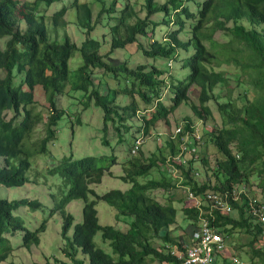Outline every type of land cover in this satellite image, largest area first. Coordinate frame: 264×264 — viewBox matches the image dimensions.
I'll list each match as a JSON object with an SVG mask.
<instances>
[{"label": "trees", "instance_id": "16d2710c", "mask_svg": "<svg viewBox=\"0 0 264 264\" xmlns=\"http://www.w3.org/2000/svg\"><path fill=\"white\" fill-rule=\"evenodd\" d=\"M62 1L0 0V42H3L0 46V71L4 74L0 76V186L20 188L30 183L27 176L31 168L30 159L32 155L48 153L50 143L56 139L58 122L65 115V110L58 105V98L69 86L72 90L84 92L85 105L91 101L102 110L103 131H106L108 121L118 125L115 127L121 142L124 136L120 134V127L124 132L129 131L127 122L137 118L138 111L148 106L155 108L142 115V123L138 124L134 135L141 131L144 135L151 134L160 121L170 126V115L190 98L193 87L200 89L199 104L192 105L194 114L204 122L212 118L207 102L216 100L213 94L216 87H230V74L217 68L228 64H236L241 76H248L254 99L245 98L243 107H239L231 96L228 102L217 104L222 123L202 132L203 137L208 138L223 155L222 159H217L213 169L216 182L212 185L207 179L201 185L192 180L190 176L194 168L193 161H190L191 168L185 172L188 180L185 184L191 186L197 195L212 191L220 194L229 192L230 196L239 191L241 185L249 184L250 174L257 164H264V0H145L144 18L140 17L135 5L125 4L118 11L119 0H112L107 8L103 3L99 16L105 14L108 20L114 21L108 26L111 50L105 56L101 54L102 43L90 38L94 31L92 8L79 0H72L69 6L64 5L50 19L52 31L57 35L68 27L66 16L69 10L74 9L76 24L86 35L81 46L77 48L68 34L63 36L62 42L50 39L45 24L49 14H42L39 8L50 9ZM157 16L160 19H155ZM171 26L174 29H170L164 39L155 36L159 27L167 29ZM216 33L231 39L219 44L213 38ZM140 39L148 41V44ZM135 44L147 59L181 63L188 74L178 81L176 75L154 65L129 68L126 62L110 57L113 51ZM77 51L81 64L76 70L77 81L71 85L68 84L69 64ZM95 70L117 81V87L102 92L94 84ZM237 83L239 86L241 81ZM37 87L42 89L51 108L45 121L35 107L34 91ZM167 90L173 93L170 105L163 101ZM118 95L130 97V101L121 105L117 101ZM137 96L142 99V104L137 101ZM7 112L12 113L10 118ZM77 121L81 122L79 118ZM184 121L189 127L194 120L186 117ZM41 123L43 135L31 141L32 134ZM102 141L107 143L104 136ZM175 143V140L165 139L149 157H143L142 149L130 156L126 161V174L120 177L130 185L125 192L111 190L98 196L90 188L100 184L105 175L111 176L110 169L115 164L113 155H86L78 159L72 155L64 156L56 167L51 168L49 174L61 177L63 185L68 188L60 200H53L49 218L57 213L62 215V236L69 240L63 251L70 262L56 259L48 264H85L77 259L78 250L88 256L89 264H149L148 258L152 263L178 264L168 247L181 248L184 236L173 233L181 210L172 203L160 204L151 194L160 189L170 191L174 184L164 174L145 183L138 181L153 168L162 167L167 162V154H177ZM202 161L208 164L205 156ZM89 196L95 200L90 201ZM229 200L235 214L224 215L214 211V223L223 229L226 236H232L237 230L246 232L250 236V264H264L262 227L247 213L246 197L242 195L237 202L232 198ZM73 201L84 202L82 223L74 227L72 238H69L74 218L66 208ZM96 201L113 208L117 221L129 218V222L123 220L127 230L100 226ZM21 207L36 211L41 204L28 199H0V264L5 263L14 251L8 235L22 232L21 246L29 249L40 243L39 235L47 230L48 218L43 219L35 230H27L22 218L14 214ZM183 207L182 219L189 222L187 233L192 236L198 228L200 213L196 208ZM97 233L109 242L117 260L95 246L93 237ZM229 252L228 248L225 257ZM224 261L230 264L228 259Z\"/></svg>", "mask_w": 264, "mask_h": 264}, {"label": "rangeland", "instance_id": "374dc122", "mask_svg": "<svg viewBox=\"0 0 264 264\" xmlns=\"http://www.w3.org/2000/svg\"><path fill=\"white\" fill-rule=\"evenodd\" d=\"M112 0H79L80 3H87L92 8V22L94 25V31L90 34V38L98 40L102 43L101 54L105 56L110 52V37L107 31H109V25L114 24V21L108 20L105 14L99 16L100 8L104 3L105 8H107ZM164 2L165 0H160ZM72 0H63L61 3H55L49 8L40 6L39 11L42 14L48 15L45 19V24L49 29L50 39H58L59 42L63 41V36L68 34L72 41L77 45V48L81 46V43L85 40V32L80 29L75 20L74 9L69 10L66 20L68 21V27L66 30L59 32L57 35L52 31V22L50 17L54 12L60 10L64 5L69 6ZM125 4L135 5L137 12H139L140 17L144 18L146 15V10H144L145 0H119L116 6V10L120 11ZM155 19H160L159 16ZM170 29H174L173 26L165 29L159 27L156 31V35L160 40L166 37L167 32ZM52 31V32H51ZM52 36V38H51ZM227 36V35H226ZM63 38V39H62ZM214 40L217 43L228 42L231 37H223L222 33H216L214 35ZM145 45L148 41L140 39ZM0 46H3V42H0ZM110 57L114 60L120 62H126L129 68H136L140 65H154L159 69L167 72H171L176 75L177 80L181 81L188 74V70H184L180 64L173 63L172 61L164 59H147L142 53L139 52L138 46L129 45L126 49L115 50L110 54ZM81 64L80 54L77 51L73 58L70 60V78L69 83L74 85L77 81L76 70ZM217 69L225 70L229 75V85L218 86L214 90L213 94L216 100L207 102L212 112V118L206 120L204 126L206 131H209L215 126H219L222 123V114L219 113L217 104H223L229 101L230 96L236 101L239 107H243L246 102L245 98L252 100L254 99L255 93L252 85H249L248 76H241V72L236 64L222 65ZM3 72L0 71V76H3ZM94 84L98 85L102 92L106 89L116 88L117 81L112 80V78L104 74L100 70L94 71ZM237 81H241L238 86ZM200 89L193 87L190 98L183 102L171 115H170V126H168L164 121L158 122L156 124V129L151 130V134H155L160 130L164 131H174L181 122L184 121L186 117H191L192 120L198 121L192 110L193 104H199ZM173 93L167 90L163 94V101L166 105H170ZM85 94L81 90H72L69 86L66 92L58 98V105L65 110V115L59 120L57 125V137L50 143L49 152L45 154L32 155L31 168L27 174L30 179V183L25 184L24 187L20 188H6L0 186V199H6L9 201H15L20 199L36 200L41 204V208L36 211H31L28 207H21L19 210L14 212V214L24 221L25 227L29 231L35 230L43 219L48 218L47 230L39 235L40 243L32 245L29 249L22 247V232H17L14 235H8L7 237L11 240L14 251L10 258L1 264H48V262L53 263L54 260H60L63 262H70L63 249L67 247L68 238L64 239L62 236V225L63 218L60 213L55 214L49 218L50 210L53 208V200H60L68 191L63 184V179L59 176H52L49 171L52 170L61 161L64 156L72 155L74 158L78 159L86 155H113L115 157V164L112 165L110 169L111 176L105 175L101 183L98 185L91 186L90 188L95 192L96 195L101 196L111 190H119L122 192L127 191L130 188L128 183L123 182L120 177L125 176V169L127 168L126 161L130 158V147L132 141L136 135L138 123L142 120L140 118H132L127 124L129 125V131L124 132V129L120 127V134H122L123 141L119 142V133L111 121L107 122L106 131L102 130L103 126V112L100 108L95 107L90 101L85 105L84 99ZM35 107L43 115V120H47L50 114V104L45 99V95L41 88L37 87L34 91ZM137 101L142 104V99L137 96ZM117 101L121 105H125L130 101V97L118 95ZM12 116L11 112H7V117ZM81 122H78L77 119ZM180 124V125H178ZM171 128V129H170ZM124 133V134H123ZM152 134V135H153ZM43 135V124H39L37 129L31 136V141L39 139ZM105 137L107 143H103L102 137ZM163 143L165 140H162ZM160 141L154 139L153 136H149L145 145L142 147L143 157H149L152 152H154L160 145ZM234 152L237 153L235 146H233ZM200 157H206L208 164L203 161L201 163L203 167L202 176L199 180L209 179L210 183L213 185L216 182L213 176V169L215 168L217 159H222L223 155L220 154L217 149L210 143L208 138L204 145H201L199 150ZM263 162H259L254 171L250 174L249 184H243L240 187H246L250 196H264V168ZM52 168V169H51ZM197 168L200 171L199 165ZM163 167L153 168L145 177L139 178V183H145L149 179H159ZM207 173V175H206ZM167 177V176H166ZM153 199H155L160 204L172 203L174 207L181 210L178 221L173 226L174 235L181 234L182 242L189 239V234L187 233V227L189 222L183 220V197L178 190L170 189V191L165 190H155L152 193ZM89 200H95L93 196H89ZM83 201H73L67 208L66 212L71 214L74 218V226L69 232V238H72L74 227L82 223V209ZM98 223L100 226H112L117 230H127L126 222H129V218H124L125 221L116 220V212L113 208L109 207L102 201H96L95 205ZM229 244V254L226 259H228L230 264L234 263V259H237L241 264H250V258L252 257V252L249 248L250 236L244 231H235L232 236H226ZM93 242L95 246L109 255L112 259L117 260L118 257L114 254L109 242L103 240L101 233H97L93 237ZM264 239L262 238V241ZM155 240V244H157ZM260 244V242H259ZM262 244V243H261ZM264 246V245H262ZM218 258L216 264H226L224 259ZM77 259L83 261L85 264H89L88 256L84 255L81 250H78ZM148 263H151V258H148ZM156 263V262H155ZM157 264V263H156ZM159 264V263H158Z\"/></svg>", "mask_w": 264, "mask_h": 264}, {"label": "built area", "instance_id": "2783aa9c", "mask_svg": "<svg viewBox=\"0 0 264 264\" xmlns=\"http://www.w3.org/2000/svg\"><path fill=\"white\" fill-rule=\"evenodd\" d=\"M153 108L155 107L142 108L138 111V117L151 112ZM180 124L174 131L161 132L158 130L155 134L152 133L153 135H144L143 131L139 132L132 141L130 153L131 155L138 154L150 135L160 142L169 138L176 141L177 154H167L168 159L162 165V172L172 180L174 189L181 193L184 203L188 205L187 207L196 208L200 216L198 228L192 233V236H189L187 241L181 242V248L178 246L168 247L170 255L177 258L178 264H215L218 258L225 257L229 244L223 229L214 223L215 215L213 212L218 211L224 215H233L235 208L229 199L232 198L234 202H237L242 195L245 196L247 199L246 211L254 218L255 223L262 227V238L264 239V196H250L245 186L240 187L239 191H234L232 196L229 192L220 194L212 191L197 195L191 186L185 184L188 182L185 172L191 168L190 161H193L194 169L190 178L198 181L201 185L206 181L199 180L203 171L199 150L201 145L206 142V138L202 134L206 127L202 119L193 121L189 127H187L186 121ZM197 165H199L200 171ZM182 167L184 170L181 169ZM233 261L236 264H241L237 259Z\"/></svg>", "mask_w": 264, "mask_h": 264}, {"label": "clouds", "instance_id": "9594fccd", "mask_svg": "<svg viewBox=\"0 0 264 264\" xmlns=\"http://www.w3.org/2000/svg\"><path fill=\"white\" fill-rule=\"evenodd\" d=\"M164 99V98H163ZM138 118H141V117H138ZM142 122L138 123V124H141ZM205 123V122H204Z\"/></svg>", "mask_w": 264, "mask_h": 264}, {"label": "crops", "instance_id": "0c3cea01", "mask_svg": "<svg viewBox=\"0 0 264 264\" xmlns=\"http://www.w3.org/2000/svg\"><path fill=\"white\" fill-rule=\"evenodd\" d=\"M127 227V226H126ZM152 263V262H151ZM157 263V262H156ZM155 262H153L152 264H156ZM158 264V263H157Z\"/></svg>", "mask_w": 264, "mask_h": 264}]
</instances>
